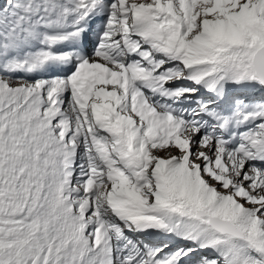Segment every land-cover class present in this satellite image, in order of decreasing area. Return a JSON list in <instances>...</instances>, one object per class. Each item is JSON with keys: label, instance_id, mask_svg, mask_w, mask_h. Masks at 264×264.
<instances>
[{"label": "snow or ice", "instance_id": "1", "mask_svg": "<svg viewBox=\"0 0 264 264\" xmlns=\"http://www.w3.org/2000/svg\"><path fill=\"white\" fill-rule=\"evenodd\" d=\"M0 264H264V0H0Z\"/></svg>", "mask_w": 264, "mask_h": 264}]
</instances>
